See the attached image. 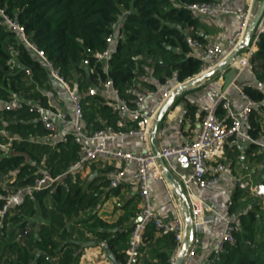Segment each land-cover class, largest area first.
Wrapping results in <instances>:
<instances>
[{
    "label": "trees",
    "instance_id": "trees-1",
    "mask_svg": "<svg viewBox=\"0 0 264 264\" xmlns=\"http://www.w3.org/2000/svg\"><path fill=\"white\" fill-rule=\"evenodd\" d=\"M195 2L213 0H0L1 6L25 27L29 38L44 50L62 76L81 89L87 87L89 78L98 85V79L106 78L100 68L96 75H89L82 61L107 47L106 39L113 32L112 25L122 19L119 31L123 39L114 49L109 72L121 90L150 67L161 83L175 76L179 82H184L201 72L203 62L190 55L191 47L183 33V28L196 25V19L184 6ZM258 47L259 51L252 54L248 66L264 84V34L260 36ZM132 57H136L137 62ZM49 77L46 67L25 45L13 33L0 27V105L13 93L30 101L39 98L46 101L42 90H49ZM244 92L256 101L264 99V92L257 88L245 87ZM84 102L87 126L93 124L94 130L104 128L96 120L98 112L108 114L107 125H114L113 115L103 98L87 95ZM257 112L252 115L248 131L254 141L262 136L260 124L255 119ZM46 135V130L27 108L8 112L0 106V145L6 146L0 147V181L15 176L13 188L31 185L45 156H48V164L42 169L54 175L64 174L77 159L78 147L70 141L58 152L35 142L38 136ZM256 148L258 146L252 144L250 150ZM68 177L63 178L66 183L62 181L54 190L26 196L14 212L0 220V264H79L84 233L78 231L74 236V229H67L65 220L79 214L85 204V192L78 181L71 183ZM6 195V191L0 189V208ZM241 196H234L231 214L239 206L237 201ZM252 204L251 209L237 218L235 243L226 245L219 255H212V264H264V211L254 201ZM89 220L92 221L88 226L91 231L97 227L116 226L92 213L86 224ZM34 221L38 222V235L31 231L24 235L23 231L32 227ZM131 230L98 234L122 264L127 261L125 250ZM156 234L158 231L149 227L144 241L155 242L157 264H169L177 249L174 234L161 232L159 238Z\"/></svg>",
    "mask_w": 264,
    "mask_h": 264
},
{
    "label": "built area",
    "instance_id": "built-area-1",
    "mask_svg": "<svg viewBox=\"0 0 264 264\" xmlns=\"http://www.w3.org/2000/svg\"><path fill=\"white\" fill-rule=\"evenodd\" d=\"M253 1L250 0L245 11L239 13L223 7L218 2H195L184 6L194 18L211 17L217 14H238L242 21L241 28L227 42L228 47H234L243 41L251 19ZM122 22L120 19L112 25L113 32L107 37V47L104 50H97L82 61V65L88 70L89 75H96L99 68L106 75L105 79H98L99 87H89L87 93L89 96L104 94L105 104L115 119L114 125L108 124L102 129L92 130L84 122V102L78 86L72 85L62 76L60 69L48 60L44 50L29 38L25 27L0 4V27L13 33L35 59L46 67L50 78L59 82L67 90L72 110L68 112L53 108L41 98L33 101L26 100L17 93H13L10 99L0 106L8 112H20L27 108L28 112L47 132L44 144L56 151L59 152L60 145L70 141L78 147L77 159L64 174L54 175L50 170L42 169L33 183L27 187H20L12 191L3 187L2 190L6 191L7 195L4 197V205L0 208V220L3 221L12 210L21 205L26 196L44 190H54L65 176L75 173L90 163L103 162L112 166L120 164L121 168L113 169L109 173L110 185L115 186L119 181L127 180V172L131 169L130 179L136 184L139 200L137 221L129 236L126 264H141L140 260L145 248L144 235L149 227H153L158 232H172L174 234L177 243V255L169 261V264H175L183 243L189 238L190 229L181 214L171 224L166 223L154 209L149 189V182L152 178L166 182L168 189L171 192L174 191V187L168 182L166 175L159 166V163L162 162L179 176L195 229L194 240L185 252L183 264L192 263L200 245V236L219 217L223 221L224 231L214 245V255L217 256L225 250L226 245L234 244L236 240L235 233L238 230V224L232 218L229 209L233 202L231 200L228 202V209L224 213H217L209 203L199 196V191L214 189L221 174L228 170V165L224 163L225 147L228 143L241 150L243 139L257 142L250 137L248 131L251 129V118L254 111L264 108V99L256 101L241 89L247 104L241 112L236 113L228 93L226 91L221 92L217 102L190 130L193 136L189 141L181 145H162L158 148H152L150 140L155 113L146 114L144 112L146 100L150 96L161 95V103H164L172 95L175 88L191 79L179 82L175 76L167 79L153 90L141 89L134 79L125 90L118 88L109 72L114 49L117 43L123 39V34L119 31ZM262 34H264V21L257 27L253 35V42L258 43ZM192 46L194 52L199 55L203 62V72L212 69V64L219 62L225 53V47L212 40L200 41L196 39ZM132 60L137 62L136 57H132ZM246 63V60L240 62L243 65ZM125 137L135 138L144 143L146 145L145 151L136 153L109 148L102 144L104 140ZM181 158L185 159L182 164L190 168L189 174L179 173L173 165L174 160ZM238 159L244 161L245 156L240 155ZM256 189L257 185L250 187L249 190L254 194Z\"/></svg>",
    "mask_w": 264,
    "mask_h": 264
},
{
    "label": "crops",
    "instance_id": "crops-1",
    "mask_svg": "<svg viewBox=\"0 0 264 264\" xmlns=\"http://www.w3.org/2000/svg\"><path fill=\"white\" fill-rule=\"evenodd\" d=\"M249 1L250 0H213V2H218L223 7L236 11L237 13L245 11ZM263 2L264 0L253 1L251 6V17ZM195 19L196 25L183 28V33L188 38L191 47L190 55L200 59L199 55L194 52L192 46L194 40H200L198 37L203 39L200 41L212 40L223 45L225 47V53L219 62L212 64V69L204 72L201 70V72L194 76L190 81L223 65L225 59L239 45L228 47L227 42L240 30L242 22L238 14H217L211 17H197ZM263 21L264 12L260 18L258 26H260ZM258 51V43H254L252 37L249 46L242 49L231 64L223 65L221 71H216L212 75L206 76L196 85L177 92L173 103L166 112L164 111V113L163 108L166 101L161 103V95L150 96L145 102L144 112L146 114L155 113L152 121L151 147L158 148L162 145L175 146L189 141L193 136L190 130L194 128L197 121L203 118L206 111L217 102L221 92L226 91L228 93V96L232 101L233 109L236 113L241 112L247 104V100L241 89H243L244 92L245 87H253L264 92V84L256 79L252 68L248 66L252 54ZM242 60L247 61L246 65L240 64ZM152 70V67L148 69L146 68V73L135 79V83L141 89L153 90L162 84L160 79H157L153 75ZM190 81H187L184 84ZM49 84L50 88L48 91L42 90V93L46 98V103L53 108L71 112L72 107L69 103L67 90L62 87L59 82L50 77ZM92 86L99 87V85L95 84L93 81L92 84H88L84 89H81L78 86L83 102L85 96L88 95V88ZM99 96L105 101L104 94H99ZM96 116H98V119L96 120L103 124L104 127L110 121L109 117H107L108 114L98 112L96 113ZM255 119L260 124L261 128L262 136L260 140L253 142L243 139L241 141V150L236 149L231 143H228L225 147L224 157V163L228 165V170L221 174L219 182L214 189L199 191V196L209 203L217 213H224L228 209V202L230 200L233 202L234 196L241 194L242 198L237 201L239 206H237L235 212L231 214L235 221H237L239 214L247 212L251 205V203L245 199L244 192L249 191L250 187L256 186L264 175V108L258 110ZM84 122L87 126L86 119ZM113 124H115L114 117ZM87 127L94 130L93 124ZM44 141L45 136H38L35 142L41 146H45L46 144H44ZM102 144L109 148L136 153L144 152L146 149V145L135 138H114L104 140ZM252 144L257 145L258 148L251 151L250 147ZM62 145H60L59 150ZM7 146H9V144ZM4 147L6 146H1V148ZM50 148L53 149L52 147ZM240 155L245 156L244 161H239L238 157ZM47 159L48 156L43 157L40 170H42V168H47ZM173 165L179 173L189 174L190 172V168L180 163L177 159L173 161ZM159 166L164 174L169 175V177L174 180L176 185L180 186L182 190L178 174L173 172L162 162L159 163ZM121 167L120 164L112 166L103 162H95L86 165L75 173L70 174V177H68L71 183H76L78 181V184L83 187L85 192V204L92 201L90 204H84L82 207L79 212L81 219H77V216H72L65 220L66 228L74 229V236L77 235L78 231L84 233L85 239L81 242V244L84 245V248L81 250L82 253L79 259V264H122L116 259V254L108 248L107 242L98 238V234L104 232L115 233L119 231L120 233H125L127 229L133 228L137 221L139 200L137 197L136 184L130 179L132 170L130 169L127 172V180L119 181L115 186H112L109 183L110 171ZM6 180L10 179L6 177L3 181ZM64 181L62 182L63 184L67 182ZM149 189L154 209L166 223L173 224L179 214L183 216V201L178 193L175 191L171 192L168 189L166 182L152 178L149 182ZM174 189L175 187L173 190ZM229 209L231 210V208ZM91 213L95 214L103 222L116 226L105 229L97 227L91 231L88 226L92 221L89 220L86 224V220L89 219ZM37 223L34 221L31 227V229L33 228L32 231L34 233L39 229ZM223 231V221L217 217L214 223L209 226L208 230L200 236L201 240L197 255L191 264H212L213 260L211 259V256L214 255V245L223 234ZM160 233L161 232H158L155 237H161ZM37 235L38 234L36 233L35 236ZM127 249L125 250L126 255ZM156 249L157 246L153 240L145 241V248L143 249L140 263L157 264L158 256ZM176 255L177 249L171 260H173ZM55 259L58 260V257Z\"/></svg>",
    "mask_w": 264,
    "mask_h": 264
},
{
    "label": "water",
    "instance_id": "water-1",
    "mask_svg": "<svg viewBox=\"0 0 264 264\" xmlns=\"http://www.w3.org/2000/svg\"><path fill=\"white\" fill-rule=\"evenodd\" d=\"M263 12H264V2L253 13V15H252V17H251V19H250V21L248 23V27L246 29L245 36L243 38L242 43H240L236 47V49L225 59L223 65L231 64L235 60V58L238 55V53L242 49H244L245 47L249 46V44H250V42L252 40V37H253L257 27H258V24H259V21H260V18L262 16ZM223 65L218 66L215 70H213V71H211L209 73H206L205 75H200L196 79H193L192 81L177 87V89H175L174 92L172 93L171 97H169V99H167L166 104H165V106L163 108V113H164V111L166 112L167 109H169V107L173 103L177 92L196 85L198 82L202 81L206 76L212 75L216 71H221ZM26 71H27V73H30L28 69H26ZM88 82H89V84H92V80L90 78L88 79ZM184 160H185L184 158H181V159H179V162L182 163ZM166 178L173 185V187H175L174 191L180 195V197H181V199L183 201V205H184L183 216H184V219H185V221H186V223H187V225L189 226V229H190L189 238H188V240H186L183 243L182 250L180 251V253H179V255H178L177 259H176V262H175V264H183V261H184V258H185V252L188 250L190 243H192L193 240H194L195 229H194L193 223L191 221V217H190V214H189V208H188V201H187V198H186L185 194L182 192L181 187L177 186L176 183L174 182V180H172L169 177V175H166ZM254 195L258 196V197H261V196L264 197V175L262 176V179L257 183V189H256ZM25 232L26 231H23V234H25Z\"/></svg>",
    "mask_w": 264,
    "mask_h": 264
},
{
    "label": "rangeland",
    "instance_id": "rangeland-1",
    "mask_svg": "<svg viewBox=\"0 0 264 264\" xmlns=\"http://www.w3.org/2000/svg\"><path fill=\"white\" fill-rule=\"evenodd\" d=\"M8 179H10V180H6V181H3V180H2L3 182L0 181V189H1V190L3 189V187H4V188H7L8 191H12V190L15 189V188H13L12 185L10 184V182L14 183V182L16 181L15 176H13V177H11V178H8ZM64 182H66V181H64ZM244 197H245V199H247V201L250 202L251 204H252V202L254 201L255 204L259 205V206L263 209V211H264V197H263V196H261V197H256V196H255L253 193H251L250 190H249V191L244 192ZM251 201H252V202H251ZM252 205H253V204H252ZM251 208H252V206L250 205L249 209H251ZM14 211H15V209L12 210V212H14ZM75 216H77V219H81L79 214H77V215H75ZM260 221H261V220H260ZM263 221H264V220H263ZM261 222H262V221H261ZM32 230H33V228L31 229V227H29L27 230H24V231H26L25 234H27L28 231H29V232L31 231V233H32V232H33ZM25 234H24V235H25Z\"/></svg>",
    "mask_w": 264,
    "mask_h": 264
}]
</instances>
